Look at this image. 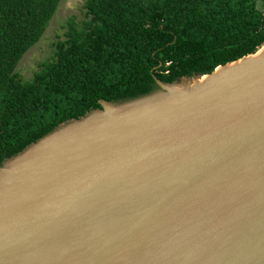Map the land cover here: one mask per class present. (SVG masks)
Instances as JSON below:
<instances>
[{"label":"water","instance_id":"water-1","mask_svg":"<svg viewBox=\"0 0 264 264\" xmlns=\"http://www.w3.org/2000/svg\"><path fill=\"white\" fill-rule=\"evenodd\" d=\"M106 101L0 166V264H264V42Z\"/></svg>","mask_w":264,"mask_h":264},{"label":"trees","instance_id":"trees-1","mask_svg":"<svg viewBox=\"0 0 264 264\" xmlns=\"http://www.w3.org/2000/svg\"><path fill=\"white\" fill-rule=\"evenodd\" d=\"M61 0H0V166L60 123L209 74L264 42V0H85L54 56L29 80L16 69Z\"/></svg>","mask_w":264,"mask_h":264},{"label":"rangeland","instance_id":"rangeland-1","mask_svg":"<svg viewBox=\"0 0 264 264\" xmlns=\"http://www.w3.org/2000/svg\"><path fill=\"white\" fill-rule=\"evenodd\" d=\"M84 2L85 0H61L42 39L29 49L18 64L16 71L22 79H31L40 65L54 56V44L64 37L67 22L71 18L79 22L84 19Z\"/></svg>","mask_w":264,"mask_h":264}]
</instances>
